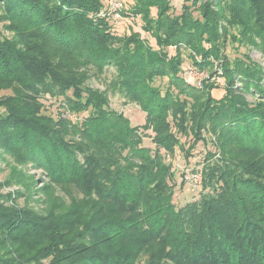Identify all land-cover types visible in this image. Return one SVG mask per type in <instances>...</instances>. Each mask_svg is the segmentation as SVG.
<instances>
[{"label":"trees","instance_id":"trees-1","mask_svg":"<svg viewBox=\"0 0 264 264\" xmlns=\"http://www.w3.org/2000/svg\"><path fill=\"white\" fill-rule=\"evenodd\" d=\"M107 1L0 0L12 34H0V148L46 172L52 204L41 213L0 195V264H264V65L245 52L264 59V0H184L180 13L172 0H118L120 23ZM130 17L154 44L132 22L118 33ZM213 59L215 79L188 87L186 62ZM115 95L145 124L114 110ZM47 97L68 111L46 114ZM213 138L200 198L178 207L167 158L180 148L191 160ZM33 182L16 168L8 184Z\"/></svg>","mask_w":264,"mask_h":264},{"label":"rangeland","instance_id":"rangeland-1","mask_svg":"<svg viewBox=\"0 0 264 264\" xmlns=\"http://www.w3.org/2000/svg\"><path fill=\"white\" fill-rule=\"evenodd\" d=\"M173 3V7L176 11V13H180L182 10V5L184 3V0H172ZM0 2V18L3 15V8L1 6ZM195 16L199 17V12L195 11ZM133 18H135V20H133ZM139 17H130V21L129 20H125L124 24L118 26V33L119 34H124L127 33L128 31V27L131 22H132V27L134 28V30H139L141 32V35L144 39L149 40L152 42V44H154L153 39L151 38V35L144 32L142 30V21L139 19ZM126 19V18H125ZM121 20H123V18L121 17L118 21H114V23H120ZM6 23L4 22H0V34L4 35V36H12L11 32H9L8 30H6L5 28ZM129 33V31H128ZM171 50V49H169ZM236 50V49H235ZM234 49H232L231 47L227 48V54L233 58L236 56H239L241 54V52H244V49H241V51H239L238 53H236L237 51H235ZM246 53L251 52V57L254 61H257L259 63H262L264 65V59L261 55V53L257 50H249L248 48H246ZM213 63L210 67L204 68V69H195L191 66L190 62H186V66H185V73H183L184 78H187V74L188 72V77H190L191 79H187L188 81H190L192 83V85L188 86L191 87L195 90H199L202 88L204 82H208V81H212L214 79L211 80V75L212 73H214V75L218 74V69L220 67L218 64V61L216 60H212ZM216 61V62H215ZM114 70L111 69L109 74L107 76H112L111 74H113ZM103 81H105V77L102 78ZM216 81H218V78L216 79ZM241 78L237 79V83L235 85V87L238 88L239 93H242V91H245L244 86L242 83L240 84ZM190 83V84H191ZM89 86L93 87V88H97L101 91L105 90L104 84L102 81H99L98 79H92L89 81ZM224 89H217L214 91L213 95L218 98L221 96V93L223 92ZM247 92V91H246ZM69 96L72 95V93H68ZM245 98L247 100H249L248 102H252L255 103L257 102L259 99H257L256 97L252 96V93H246V95H244ZM111 100V107L114 110L123 112L128 118L131 119L132 123L135 126L138 125H143L145 124L146 121V113L140 110V107L136 104H127L125 105V101L124 98L120 97L119 95H115V96H110ZM43 104L45 105V113L53 116V117H57L58 113L60 112H66V110L68 111V108L66 107V97H47L44 98L42 100ZM5 112V108H1L0 109V115H3V113ZM210 112V110H209ZM85 116V115H84ZM72 117L77 118L75 115ZM83 117V116H82ZM148 136H153V133L151 131L147 132ZM212 141H210L208 144L204 145L203 143H200L199 146H197L195 148V150H193V155L191 157V160H187L188 158L185 159L184 157V153L180 150V148H177V152L176 155L174 157H168V161L169 162H173L174 164V169L176 170V189H175V197H174V202L177 204L178 207H182L184 205H186L187 203L194 201V200H198L200 198V191L201 189L195 188L193 186V184L188 181L186 179V176L188 175V173L190 172V170H196V168H198V166L202 163V161L205 159V156L207 154V152H215V139H211ZM213 143V144H212ZM145 146L148 147H152L153 148V144L151 142L150 139H145L144 142ZM218 158H216L217 160ZM18 169V170H22L25 174H27V176L29 177H34V182L31 183V189L30 191H27L24 186H22L21 184H13V183H9L8 181L12 176V171L14 169ZM186 180V182L184 183L183 181ZM49 184V177L46 175V172H44L43 169L41 168H35L32 167L31 165L26 167H17V165H15V163L13 162V160L11 159V157L4 153L3 149L0 148V195L1 196H7V195H12V198L15 200V197H17V199L15 200L16 203L13 204L12 202L14 201H10L9 204L7 206H14V207H24V206H28L30 208H33L34 210L41 212L42 210L46 207H51V197H47V195L45 194V192L43 191V188ZM20 194H17V193ZM58 197V198H64L66 199L65 201H67V206H70L71 204V199H67L64 197L63 193L59 190L56 189V195L54 196ZM49 198V199H48ZM56 199V198H55Z\"/></svg>","mask_w":264,"mask_h":264},{"label":"built area","instance_id":"built-area-1","mask_svg":"<svg viewBox=\"0 0 264 264\" xmlns=\"http://www.w3.org/2000/svg\"><path fill=\"white\" fill-rule=\"evenodd\" d=\"M107 2L110 5V11L112 12L113 20L118 21L121 18V11L123 10L122 2H120L118 0H108ZM188 73H191V72H188ZM188 73H186L187 74L186 80L191 79L190 77H188L189 76ZM191 75H192V73H191ZM187 82L191 83L188 80H187ZM191 85H192V83H191ZM186 179L188 181H190L195 188L202 189V185H203V172L202 171L190 170V172L186 176Z\"/></svg>","mask_w":264,"mask_h":264}]
</instances>
